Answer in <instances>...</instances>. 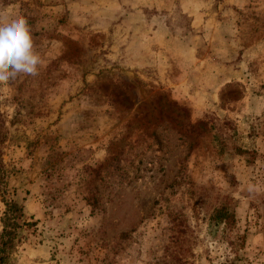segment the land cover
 I'll use <instances>...</instances> for the list:
<instances>
[{"label":"rangeland","instance_id":"obj_1","mask_svg":"<svg viewBox=\"0 0 264 264\" xmlns=\"http://www.w3.org/2000/svg\"><path fill=\"white\" fill-rule=\"evenodd\" d=\"M17 15L43 65L0 85V217L29 223L5 264H264V0Z\"/></svg>","mask_w":264,"mask_h":264},{"label":"clouds","instance_id":"obj_2","mask_svg":"<svg viewBox=\"0 0 264 264\" xmlns=\"http://www.w3.org/2000/svg\"><path fill=\"white\" fill-rule=\"evenodd\" d=\"M42 65L27 18L17 15L4 23L0 17V85H7L21 75L36 77Z\"/></svg>","mask_w":264,"mask_h":264},{"label":"trees","instance_id":"obj_3","mask_svg":"<svg viewBox=\"0 0 264 264\" xmlns=\"http://www.w3.org/2000/svg\"><path fill=\"white\" fill-rule=\"evenodd\" d=\"M1 169V164H0ZM224 210L218 209L215 212V221L224 222L227 218ZM22 218V207L13 200L5 201L4 210L0 217V264L8 261L9 255L15 249L18 242V234L22 225L28 226L29 223L20 221Z\"/></svg>","mask_w":264,"mask_h":264}]
</instances>
